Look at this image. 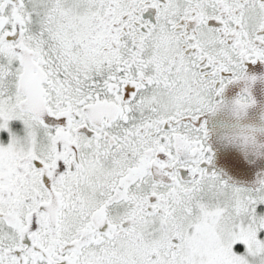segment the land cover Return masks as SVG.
Here are the masks:
<instances>
[{"label":"snow or ice","instance_id":"6c2138e0","mask_svg":"<svg viewBox=\"0 0 264 264\" xmlns=\"http://www.w3.org/2000/svg\"><path fill=\"white\" fill-rule=\"evenodd\" d=\"M256 85L264 0H0V264H264Z\"/></svg>","mask_w":264,"mask_h":264},{"label":"water","instance_id":"95a60500","mask_svg":"<svg viewBox=\"0 0 264 264\" xmlns=\"http://www.w3.org/2000/svg\"><path fill=\"white\" fill-rule=\"evenodd\" d=\"M237 90L238 87H233ZM255 104L246 110L244 117L239 121L253 127H264V85H256L252 89ZM231 100L226 99L229 103ZM208 129L211 139L209 146L213 151L212 167L215 171L225 176L227 179L237 183H247L255 178L256 171L264 169V160H257L255 165L247 166L241 163L236 166L235 160L239 159L236 149L229 144L234 136H237L239 129L235 127L237 120L233 115L230 106L221 108L215 115L208 119ZM264 141V136L258 137Z\"/></svg>","mask_w":264,"mask_h":264},{"label":"flooded vegetation","instance_id":"af4514ba","mask_svg":"<svg viewBox=\"0 0 264 264\" xmlns=\"http://www.w3.org/2000/svg\"><path fill=\"white\" fill-rule=\"evenodd\" d=\"M239 91V89H237V90H235V89H233V87L232 88H230V89H227L226 91H225V94H224V99L226 100V99H230V100H232V99H234L235 98V96H236V93ZM209 117H206V119H208ZM207 128H208V123H207ZM209 130V129H208ZM210 139H211V136H210V131H209V138H208V146H209V141H210ZM209 148H210V152H211V154H212V156H213V151L211 150V147L209 146ZM211 169H213V167H212V165H210L209 166ZM214 170V169H213Z\"/></svg>","mask_w":264,"mask_h":264}]
</instances>
